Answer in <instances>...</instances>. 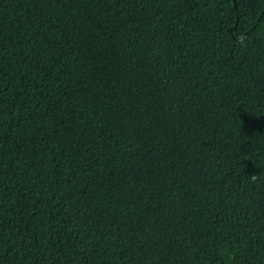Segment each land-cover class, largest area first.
I'll return each mask as SVG.
<instances>
[{"label":"trees","instance_id":"1","mask_svg":"<svg viewBox=\"0 0 264 264\" xmlns=\"http://www.w3.org/2000/svg\"><path fill=\"white\" fill-rule=\"evenodd\" d=\"M0 264H264V0H0Z\"/></svg>","mask_w":264,"mask_h":264}]
</instances>
